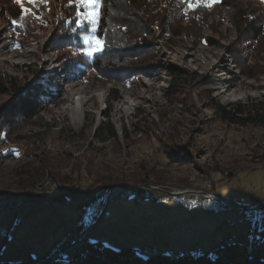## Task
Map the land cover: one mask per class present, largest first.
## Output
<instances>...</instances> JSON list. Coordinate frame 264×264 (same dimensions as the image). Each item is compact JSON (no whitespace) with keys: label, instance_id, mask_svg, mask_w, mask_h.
Masks as SVG:
<instances>
[{"label":"rangeland","instance_id":"obj_1","mask_svg":"<svg viewBox=\"0 0 264 264\" xmlns=\"http://www.w3.org/2000/svg\"><path fill=\"white\" fill-rule=\"evenodd\" d=\"M22 3L0 0V111L18 99V89L47 90L49 97L44 95L38 119L0 145L6 149L0 152V189L20 186L18 175L37 174L31 167L47 158L52 169L67 174L77 158L90 160L80 192L92 184L91 174H108L110 167L125 174L102 199L82 208L75 199L53 203L60 191L48 174L19 190L22 195L1 192L3 199L30 201L13 226L7 217L11 234L0 237V262L50 258L54 250L59 254L52 261L67 264L89 241L131 246L138 253L173 249L181 256L225 249L226 262V244L238 242L252 260L264 259V126L224 121L210 106L264 96V42L249 24L255 20L264 31V0H151L145 52L117 67L123 81L105 80L87 63L104 41L96 34L99 20L93 25L83 19L90 9L80 0ZM100 8L101 3L99 19ZM127 14L112 11L115 20L128 22ZM72 32L78 35L75 45L67 41ZM91 38L103 47L90 56ZM172 67L201 77V85L184 94L170 91ZM107 119L119 139L98 142L95 129ZM28 190L35 195L26 196ZM85 234L80 245H72Z\"/></svg>","mask_w":264,"mask_h":264},{"label":"trees","instance_id":"obj_2","mask_svg":"<svg viewBox=\"0 0 264 264\" xmlns=\"http://www.w3.org/2000/svg\"><path fill=\"white\" fill-rule=\"evenodd\" d=\"M150 2L151 0L149 3L145 0H100L101 15L96 34L103 39L104 49L100 53H97L92 59L87 58V63L90 64L95 73L98 72L105 80H125L126 77L124 78L121 75L122 71L117 67L125 64L127 60L132 61L133 59L140 58L145 52L144 42L147 33L145 27L150 25L153 18L149 8L151 7L150 4H152ZM115 7L119 15L122 13L127 14V12L131 13L132 11V14H127L130 20L125 22L122 19H113L112 11L115 10ZM155 8L157 9V7L154 6L153 9ZM133 10H139V12L142 13L136 14V12L133 13ZM8 13L15 18L18 17L11 9H8ZM156 17H158V15ZM158 20H161V16L158 17ZM249 24L251 25L250 31L255 39L264 42L263 29L258 26L255 20H251ZM72 33H70L67 41L75 45L77 42V37L75 38V36L78 35H75L74 32ZM211 41L213 42L214 39H211ZM215 45H217V43H215ZM114 72L117 73V75H114ZM139 72L148 73L145 69H140ZM170 76V91H178L184 94L189 86L194 84L197 86L201 85V77L179 67H172ZM11 86L15 91L18 88L14 83H12ZM20 92H22L20 89L16 91V93L19 94L18 99L14 100L9 105L1 107L0 145L3 141L10 142L9 139L15 134L19 126L31 124L35 119H38L40 111L45 104L44 95H46L47 98L49 97V91L47 90H43L41 94H36L34 91H28V93ZM51 94L53 93H50V95ZM210 106L224 121L234 124L264 126V96L260 100L245 104L234 103L221 105L219 103H210ZM106 116L108 118L110 117L108 113ZM123 132L125 138H128L127 129L124 128ZM94 135L98 142H106L108 139H119L116 126L110 119L101 121L99 126L95 129ZM5 150L6 149L2 148L0 152H4ZM8 154H12L11 151H8ZM176 156L187 158L189 155L187 153H176ZM86 159L85 156L77 158L73 164L71 174L52 169L53 166L49 158L43 159L41 163H39V167H35L34 165L31 167L33 170H37V174L29 171L21 173V175H18L21 178L19 183L20 186L16 188H2L0 189V193L6 189H14L17 191L18 195H22L19 190L27 186L38 185L42 176L48 174L52 180L57 183L60 191L57 196L51 199L53 203H71V201L75 199L81 201V204L77 206L78 208L91 206L102 199L117 182L119 183V176H123L125 173L121 171L120 168L110 167V169H108L110 173L108 174L104 172L91 174L93 176V185H89L87 191L80 192V182L85 177L90 176L87 174L84 177L83 175L84 171L89 173L87 164L90 163V160L87 159L89 161H87L86 164ZM128 193H130V191ZM25 194L26 196L27 194H30V196L35 195L33 191L29 190ZM22 198L25 203L30 201L29 197ZM9 234H11V228ZM226 245L229 247L228 262L221 260L218 255L204 250L196 253L194 251L192 254H184L180 256L179 260H175V258L165 252H158L156 255H144L138 253L136 248L131 246L115 247L106 242L89 241L83 244L81 249H77L72 254L67 264H264V259L262 258L252 260L247 249L242 248L240 243H227ZM43 260H45V258L31 255L19 261L6 260L0 262V264H39ZM45 264H64V262L61 259H56Z\"/></svg>","mask_w":264,"mask_h":264},{"label":"snow or ice","instance_id":"obj_3","mask_svg":"<svg viewBox=\"0 0 264 264\" xmlns=\"http://www.w3.org/2000/svg\"><path fill=\"white\" fill-rule=\"evenodd\" d=\"M17 4H20L21 7H23L22 0H16ZM37 0H29V3L35 4ZM213 2H219V0H213ZM80 3H82L85 7L89 8L90 11L83 17V19L89 21L91 24L95 25L99 20V13L98 9L100 6V0H80ZM24 11L28 13L30 10L28 8H24ZM13 23H16V21H13ZM94 41V48L90 51H88V55H94L95 52L102 50V42L98 38H91Z\"/></svg>","mask_w":264,"mask_h":264},{"label":"built area","instance_id":"obj_4","mask_svg":"<svg viewBox=\"0 0 264 264\" xmlns=\"http://www.w3.org/2000/svg\"><path fill=\"white\" fill-rule=\"evenodd\" d=\"M18 205L0 207V236L1 237H6L8 235L9 229H8V225H7V217L16 213V207ZM44 206H50V205H44ZM84 238H85V235L82 237V240ZM144 253L156 254V251L146 250ZM168 253L171 254L172 256L179 255L178 251H176V250H169ZM215 253L219 254V255H225V258H227V253H226L225 249H219Z\"/></svg>","mask_w":264,"mask_h":264},{"label":"water","instance_id":"obj_5","mask_svg":"<svg viewBox=\"0 0 264 264\" xmlns=\"http://www.w3.org/2000/svg\"><path fill=\"white\" fill-rule=\"evenodd\" d=\"M124 185H122V187H123ZM129 189H134L133 187H130ZM194 192V191H193ZM214 198H217V199H219V200H221L222 201V198L220 197V196H218V195H216V196H213ZM111 199V196H109V197H107V199H106V201L108 202L109 200ZM105 207L106 206H104L103 207V209H102V211H101V214H100V216L103 214V212L105 211ZM96 222V221H95ZM94 222V223H95ZM93 223V224H94ZM8 229H9V227H8ZM90 232H91V227H90V231H88V234H90ZM88 234H85V237H86V235H88ZM9 236V233H8V235L6 236V237H2V238H7ZM1 237V236H0ZM85 239V238H84ZM84 239L82 240V238H79V239H77V240H75L74 241V243L72 244L73 246H78V245H80V243H82L83 241H84ZM64 249H62V251H63ZM170 250H173V249H170ZM169 251V250H168ZM145 252V250H142L140 253H144ZM59 254V252H57V251H55L54 252V250L52 251V256L49 258V256L47 257H45V256H39V257H41V258H45V260H43V261H41L39 264H45V263H48V262H51L53 259H55L56 258V256ZM147 254V253H146ZM156 254H158V252H156ZM156 254H147V255H156ZM169 254V253H168ZM170 255V254H169Z\"/></svg>","mask_w":264,"mask_h":264},{"label":"bare ground","instance_id":"obj_6","mask_svg":"<svg viewBox=\"0 0 264 264\" xmlns=\"http://www.w3.org/2000/svg\"><path fill=\"white\" fill-rule=\"evenodd\" d=\"M80 103V102H79ZM53 188V187H52ZM180 193H182V192H180ZM185 193H197L196 191H186ZM13 196V195H12ZM8 197V196H7ZM11 197V196H10ZM9 198V197H8ZM8 198H6V199H3L2 197H0V207H5V206H16V205H18L17 207H16V213H18L20 210H21V208L24 206V204L25 203H23L22 204V202L20 201V200H14V199H8ZM18 199V198H17ZM23 201V200H22ZM227 204H228V202H226ZM23 205V206H22ZM171 255V254H170ZM172 256V255H171ZM180 254L179 255H177V256H172V257H174L175 259H180ZM221 256H224L223 257V259L225 260V261H227V258H225V255H221Z\"/></svg>","mask_w":264,"mask_h":264},{"label":"crops","instance_id":"obj_7","mask_svg":"<svg viewBox=\"0 0 264 264\" xmlns=\"http://www.w3.org/2000/svg\"><path fill=\"white\" fill-rule=\"evenodd\" d=\"M10 217H11V220H9V221H11V222H10L11 226H13V225L15 224L16 221H20V218H18L19 215L16 214V213L13 214V215H10ZM11 226H10V228H11Z\"/></svg>","mask_w":264,"mask_h":264}]
</instances>
